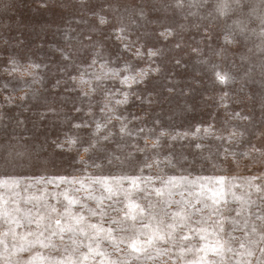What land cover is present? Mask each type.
I'll return each mask as SVG.
<instances>
[{
    "label": "snow or ice",
    "instance_id": "6c2138e0",
    "mask_svg": "<svg viewBox=\"0 0 264 264\" xmlns=\"http://www.w3.org/2000/svg\"><path fill=\"white\" fill-rule=\"evenodd\" d=\"M42 6L58 10L61 18H79L81 23H87L88 16H98L88 0H56L55 4L44 0ZM102 7L115 13L113 19L119 17V3L107 0ZM131 7L133 15L128 18L129 23L125 24L119 19L117 23L121 26L114 24L112 31L123 35L141 20L148 23L159 8L171 11L173 17L177 12L181 14L180 19L184 23L170 24L159 34L165 40L173 37L175 43L171 48L176 53L185 46L190 47L183 31L185 26L195 30L201 43L211 41L222 32L227 44L239 45L242 52H246L241 56L242 62L238 66L233 65L237 69L235 75L231 71L217 70L216 64L210 65L219 82L227 84L239 80L233 95L245 105L248 114L236 112L234 115L243 120L246 127L241 130L234 126L232 131H228L227 128L217 129L212 124L201 122L190 126L194 131L181 133L175 127L165 126L159 119L152 120V126L148 127V113H145V119L132 117L133 120H140L142 125L133 128L129 126L127 116L116 115L117 106L127 104L130 96L139 101L145 97L124 91L120 99H115L116 93L107 91L105 107L100 111L107 113L108 117L102 122L97 121L92 132L85 137H68L67 147L70 152L74 150V160L84 166L81 169L84 176L90 175L88 167H99L96 160L103 158L100 153L107 152L108 141L113 136L131 141L130 145H125L131 149L129 157L133 153L151 154V159L139 161L141 173L154 167L163 173L161 164L175 169L181 160L187 162L183 145L177 149L176 141L189 135L199 139L201 131L205 135L216 136L220 141L214 153L209 146L208 155L201 159L202 168L210 164L213 171L218 170V165L220 170H226L250 161L264 169V0H164L160 4L144 2L132 4ZM18 10L16 0H0V27L11 30L16 20L14 14ZM99 20L101 24L110 22L108 17L102 15ZM151 22L157 23L159 20L157 18ZM142 39L138 37L136 43ZM7 43L4 41L5 47L0 49V53L8 52ZM121 46L128 52L134 49L130 40L122 42ZM99 51L97 48V56ZM190 51L200 53V48H190ZM224 51V48H220L215 54L219 56ZM61 53L66 61L71 60L66 50L62 49ZM135 54L142 55L139 50ZM153 56L160 59L155 67L150 63L146 68L133 72L131 66L125 63L124 70L130 74L123 76L120 69L109 68L107 62L100 58L101 74L93 75L91 79L101 81L119 78L121 84L129 85V88L133 84H145L143 91H147L146 77L150 73H157L163 76L166 83H171L172 86L166 88L167 93L174 94L178 87L176 77L182 76L180 70L187 68L182 63L183 56L178 58L170 55L164 48L148 49L150 62ZM166 59L170 61L171 69L165 63ZM204 62H208L207 57ZM96 63L97 57H94L89 67ZM0 64L4 65L2 71L9 76L15 73L23 75L24 72L35 76V69L40 67L33 63L22 69L14 53L0 56ZM71 79L75 81L78 77L73 76ZM79 80L88 86L84 75H80ZM54 86L59 87L60 81L56 80ZM8 87V83L0 85V91L4 93L0 102V132L6 138L0 146V160L6 166L5 171L0 173V264H264V171L246 178L248 192L239 197L233 191L235 185H230L229 177L198 176L189 172L187 175H171L167 179L162 174L148 177L91 176L90 179L99 183L104 190L102 195L95 196L91 192L92 184H87L88 190L84 195L87 200L93 201L92 204L71 194L68 189L58 191L61 187L58 182L67 183L69 187L79 184L83 188V177L41 178L40 182L45 185L44 192L22 199L17 189H28L23 187L22 178L11 175L7 167L30 153L25 147L26 141L21 144L10 134V126H21L24 122L22 113L30 109L23 106L27 93L21 92L17 98L7 92ZM185 87L189 91L193 90L191 85ZM82 94L88 95L87 92ZM147 95L149 98H159L161 93L154 87ZM227 96L224 93L221 99ZM147 102L151 106L154 100L148 99ZM8 106L20 109L21 114L14 117ZM43 107L48 113L59 116L55 108L48 105ZM38 118L44 119L45 113H38ZM113 119L120 122L117 133L112 131ZM73 127L79 129L82 124H74ZM246 134V146L242 153H237L233 143H241ZM55 146L65 147L64 143H55ZM120 146L118 143L117 150ZM195 148L203 152L205 146L195 143ZM123 181L130 183L125 185ZM24 183H28L27 178H24ZM52 184L56 185L55 189L49 187ZM75 191L80 192L81 189ZM230 192L235 200L240 201V207H228ZM177 195L180 199H176ZM137 197L143 202H137ZM77 205L79 210L75 207ZM174 205L177 207L174 208ZM145 220L147 223L143 222ZM45 252L49 255H44Z\"/></svg>",
    "mask_w": 264,
    "mask_h": 264
},
{
    "label": "rangeland",
    "instance_id": "374dc122",
    "mask_svg": "<svg viewBox=\"0 0 264 264\" xmlns=\"http://www.w3.org/2000/svg\"><path fill=\"white\" fill-rule=\"evenodd\" d=\"M106 2L107 0H88L89 5L98 12V16H88V22L81 23L79 18L76 20H72L68 16L61 18L58 10L43 7L44 0H16L19 10L14 14L16 20L12 23L11 30L0 27V49L5 47L4 41L8 42V52L0 53V56L14 53L22 69L33 63L40 65L38 69H35L37 74L35 76L29 72H24L23 75L15 73L9 76L2 71L4 65L0 64V85L8 83L7 92L14 94L17 98L21 92L27 93L23 106L30 109L22 113L24 122L21 126L16 127L15 124L10 126V134L21 144L26 141L25 147L30 153V155H25L22 160L7 167V171L11 175L22 178L23 187L28 189L27 191L17 189L21 198L26 199L29 195L39 196L40 193L44 192L45 185L40 182L41 178L50 180L59 176H77L84 178L85 186L83 188L79 184L69 187L67 183L58 182L61 183L58 191L63 192L64 189H68L71 194L92 204L93 201L87 200L84 195L88 190L87 184H92L91 192L95 196L102 195L104 190L99 183L90 179L91 176L142 175L148 177L162 174L167 179L171 175H187L189 172L198 176L224 175L230 178V185H235L233 191L237 197L247 193L246 178L253 174L259 175L264 169L258 168L250 161L247 164L241 163L239 167L226 170H220L218 165V170L213 171L210 164H206L202 168L201 159L208 155L209 146H211L213 153L216 147L220 146V141L216 136L205 135L203 131L199 133V139L189 135L176 141L177 149L183 145V154L187 157V162L181 160L175 169L166 168L164 164H161L160 168L164 169L163 173H160V169L155 167L152 170L145 169L141 173L139 161L151 159V154L133 153L129 157L128 152L131 149L125 145H130L131 141L113 136L108 141L107 152L102 151L100 153L103 158L96 160L99 167H88L90 175L84 176L81 171L84 166L78 160H74V150L70 152L67 147L68 137H85L92 132L97 121L102 122L108 117L107 113L100 111L101 108L105 107V93L107 91L115 92V99H120V95L124 91H131L145 97L143 101H139L134 96H130L127 104L117 106L116 115L127 116L129 126L133 128L142 125L140 120H133L132 117L145 119V113H148L146 117L148 127L152 126V120L159 119L165 126L175 127L181 133L194 131V128L190 126L201 122H204L205 125L212 124L217 129L227 128L228 131H232L235 126L243 130L246 127L245 122L235 116L234 113L248 114L245 105L233 95L237 91L236 84L239 83V80L237 79L236 82L229 81L227 84L221 83L216 80L210 66L216 64L218 65L217 70L221 72L231 71L235 75L237 69L233 65L238 66L242 62L241 56L246 54V52H242L239 45L227 44L223 39L222 32L218 33V36H214L211 41L201 43L200 36L196 34L195 30L185 26L183 31L190 47L185 46L181 52L176 53L171 48V45L175 43L173 37H168L165 40L159 34L164 31V27L170 24L180 25L184 23L180 19L181 14L179 12L173 17L171 11L158 8L148 23L141 20L127 29L123 35L112 31L114 24L121 26L117 23L119 19H122L125 24L129 23L128 18L133 15L132 4L139 5L144 2L160 4L164 0H112L113 3L121 5L120 15L117 19H113L115 13H110L109 9L102 7ZM49 3L55 4L56 0H49ZM81 15L85 14L81 13ZM101 15L108 17L110 22L101 24L99 20ZM157 18L159 22H151ZM138 37L144 39L136 43ZM129 40L134 44L132 52H128L121 46L122 42ZM197 47L200 48V53L190 51V48ZM97 48L100 50L98 56ZM150 48H164L166 53L170 55H176L178 58L183 56L182 63H185L187 68L186 70L181 69L182 76L176 77L178 87L174 94L169 95L167 93L166 88L172 85L166 83L163 76H158L157 73H150L146 77L147 91H143L145 84H133L129 88V85L121 84L119 78L101 81L91 79L93 75L99 76L101 74L100 58L107 62L109 68L120 69L122 76L130 74L124 70L125 63L131 66L133 72L146 68L150 63L152 67H155L156 64L160 63V59L153 56L150 62L148 57V49ZM220 48H224L225 51L218 56L215 52ZM62 49L71 56L70 61L65 60L61 53ZM136 50H139L142 55L137 56ZM94 57H97V63L95 66L89 67ZM205 57L208 58L207 63L204 62ZM165 63L171 69V63L168 59L165 60ZM59 69L64 70L59 71ZM80 75L85 76L87 87L80 82ZM73 76H77L78 79L72 80L71 77ZM56 80L60 81L59 87L54 86ZM186 85H191L193 90L189 91L185 87ZM154 87L161 93L159 98H149L147 95V92L152 91ZM92 88L96 90L92 91ZM83 92H87L88 95H83ZM224 93H227L228 96L222 100L221 97ZM3 94L0 91V102L3 100ZM148 99L154 100L151 106L147 102ZM112 103L114 104V101ZM43 105L55 108L59 116L48 113ZM8 107L14 117L21 114L20 109L14 106ZM74 109H79V111ZM41 112L45 113L44 119L38 118V113ZM111 123L114 125L112 127L113 133H117L120 122L113 119ZM74 124H82V127L74 128ZM11 129L15 130L11 131ZM101 131L103 132V129ZM5 139L3 133L0 132V146L3 145ZM247 139L248 135L246 134L241 143H233V148L237 153L243 152ZM54 141L55 143H64L65 147L57 148L53 143ZM118 143L121 146L117 150ZM195 143H202L205 146L204 151L201 152V150L196 149ZM162 159L163 156H161ZM244 159L247 160L248 158ZM5 167L3 160H0V173L5 171ZM24 178H27L28 183H24ZM123 183L127 185L130 182L123 181ZM29 184H31L30 188ZM242 185L244 186L242 187ZM49 187L55 189L56 185L52 184ZM76 189H81V191L77 192ZM60 199L63 200V196ZM176 199H180V196L177 195ZM227 200L228 207H240V201L235 200L231 192L228 194ZM137 202L143 201L137 197ZM153 202L155 203V200ZM28 206L31 207L32 205ZM75 207L79 210L78 205ZM173 207L176 208L177 206L174 205ZM143 222L147 223L146 220ZM162 245L163 242H161ZM44 255L47 256L49 253L45 252Z\"/></svg>",
    "mask_w": 264,
    "mask_h": 264
}]
</instances>
